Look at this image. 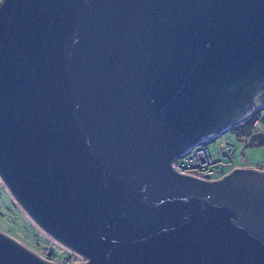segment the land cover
Returning a JSON list of instances; mask_svg holds the SVG:
<instances>
[{
  "label": "water",
  "instance_id": "95a60500",
  "mask_svg": "<svg viewBox=\"0 0 264 264\" xmlns=\"http://www.w3.org/2000/svg\"><path fill=\"white\" fill-rule=\"evenodd\" d=\"M263 108L264 0H0V185L76 264H264V170L174 167Z\"/></svg>",
  "mask_w": 264,
  "mask_h": 264
},
{
  "label": "rangeland",
  "instance_id": "374dc122",
  "mask_svg": "<svg viewBox=\"0 0 264 264\" xmlns=\"http://www.w3.org/2000/svg\"><path fill=\"white\" fill-rule=\"evenodd\" d=\"M259 131L264 134L263 125L259 126ZM205 145H207L211 153H215L216 159L222 157V160L225 162L231 161L236 163V161L241 159L242 156L247 157L250 163L264 160V147L248 145L247 141L242 137H238L233 130H228L221 136L207 141ZM224 148H226L225 152L216 154L217 150L221 151V149ZM223 155L225 156L223 157ZM0 230L9 234L44 259H46V255L49 252H52L56 259L53 260L60 264V262L62 263L64 261L63 259L67 256L66 251L54 244L44 234L36 229L31 224V222L28 221V219L21 213L18 207L12 202L11 198L1 187V185ZM69 259L70 261L72 260V263H78L80 261V258L75 257L74 255H70ZM73 260L75 262H73Z\"/></svg>",
  "mask_w": 264,
  "mask_h": 264
},
{
  "label": "built area",
  "instance_id": "2783aa9c",
  "mask_svg": "<svg viewBox=\"0 0 264 264\" xmlns=\"http://www.w3.org/2000/svg\"><path fill=\"white\" fill-rule=\"evenodd\" d=\"M226 148L221 149V151L217 150L216 154H220V152H225ZM224 156L225 155H223V157ZM240 166H252V165H249L245 159H242L240 165H236L231 161L224 162L221 159H216L214 154H212L209 151L205 143L193 147L189 151V153H187L185 156L181 158H178L174 162V167L177 171L185 174H190L204 180L218 179L227 172L226 171L227 167H230V169H232L234 167H240ZM255 168L264 170V163H262L261 165ZM67 254L68 257H65L63 259L64 261L62 263L60 262V264H75L76 263L74 261L75 258L73 260V262L75 263H72V260L70 261L69 256L70 255H74L75 257L78 256L72 253H67ZM47 260L55 262L53 259H47Z\"/></svg>",
  "mask_w": 264,
  "mask_h": 264
},
{
  "label": "trees",
  "instance_id": "16d2710c",
  "mask_svg": "<svg viewBox=\"0 0 264 264\" xmlns=\"http://www.w3.org/2000/svg\"><path fill=\"white\" fill-rule=\"evenodd\" d=\"M264 126V108L260 111L255 112L250 116V118L246 119V121L238 124L233 131L237 134L238 137H242L247 141V144L250 146L256 145V146H262L264 147V134L259 131V126ZM215 156V153H212ZM219 159L222 160V157ZM242 159H245L249 165H252L253 167H257L264 163V160L259 162H252L250 163L249 159L245 156H242L241 159L236 161V165H240L242 162ZM223 161V160H222ZM225 162V161H224ZM230 162V161H229ZM230 167H227L226 171H229ZM68 257V254L67 256ZM46 259H55L54 254L52 252H49L46 255ZM56 260V259H55Z\"/></svg>",
  "mask_w": 264,
  "mask_h": 264
}]
</instances>
